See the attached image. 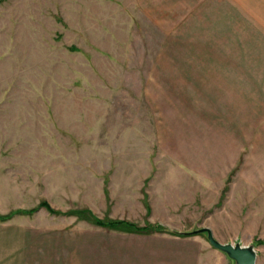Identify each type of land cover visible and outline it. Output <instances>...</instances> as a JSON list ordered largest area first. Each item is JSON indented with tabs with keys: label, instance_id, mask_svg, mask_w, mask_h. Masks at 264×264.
<instances>
[{
	"label": "rangeland",
	"instance_id": "374dc122",
	"mask_svg": "<svg viewBox=\"0 0 264 264\" xmlns=\"http://www.w3.org/2000/svg\"><path fill=\"white\" fill-rule=\"evenodd\" d=\"M0 210L29 264H264V0H0Z\"/></svg>",
	"mask_w": 264,
	"mask_h": 264
},
{
	"label": "crops",
	"instance_id": "0c3cea01",
	"mask_svg": "<svg viewBox=\"0 0 264 264\" xmlns=\"http://www.w3.org/2000/svg\"><path fill=\"white\" fill-rule=\"evenodd\" d=\"M27 246L28 228L23 222L0 220V264H29ZM213 253L220 259L227 258L226 254L219 250Z\"/></svg>",
	"mask_w": 264,
	"mask_h": 264
},
{
	"label": "trees",
	"instance_id": "16d2710c",
	"mask_svg": "<svg viewBox=\"0 0 264 264\" xmlns=\"http://www.w3.org/2000/svg\"><path fill=\"white\" fill-rule=\"evenodd\" d=\"M40 207H46L50 212L58 213L56 210H53L45 202H42L40 204ZM73 213L79 215L82 218L92 219L93 222L100 227H105V228H108L111 230L122 231V232H126V233L149 234V233L160 232V231L164 230V228L160 225L139 226L136 223L130 222L128 220H122V219L107 220V221L101 220L98 217H96L89 210L75 211ZM1 219L7 220V219H9V216H5V217L1 216ZM178 234H180V236H187L188 235L186 233H178Z\"/></svg>",
	"mask_w": 264,
	"mask_h": 264
},
{
	"label": "water",
	"instance_id": "95a60500",
	"mask_svg": "<svg viewBox=\"0 0 264 264\" xmlns=\"http://www.w3.org/2000/svg\"><path fill=\"white\" fill-rule=\"evenodd\" d=\"M194 234H207L208 241L217 250L226 254L235 264H257V251L253 245L238 243H223L219 241L210 228H201L193 231Z\"/></svg>",
	"mask_w": 264,
	"mask_h": 264
}]
</instances>
